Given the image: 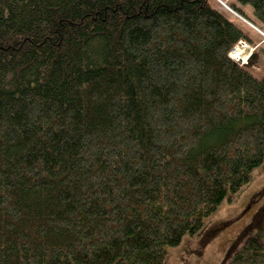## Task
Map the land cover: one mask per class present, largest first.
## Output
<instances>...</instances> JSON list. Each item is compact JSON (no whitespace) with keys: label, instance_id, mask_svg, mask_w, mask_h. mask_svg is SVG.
<instances>
[{"label":"trees","instance_id":"obj_1","mask_svg":"<svg viewBox=\"0 0 264 264\" xmlns=\"http://www.w3.org/2000/svg\"><path fill=\"white\" fill-rule=\"evenodd\" d=\"M259 24L264 0H0V264L199 236L264 165V75L230 58ZM241 242L223 264H264Z\"/></svg>","mask_w":264,"mask_h":264},{"label":"rangeland","instance_id":"obj_2","mask_svg":"<svg viewBox=\"0 0 264 264\" xmlns=\"http://www.w3.org/2000/svg\"><path fill=\"white\" fill-rule=\"evenodd\" d=\"M224 2L227 4L228 0ZM245 8L252 15L251 6ZM259 28L247 29L252 39L251 43L245 42L249 50L239 43L230 58L241 65L250 64L260 78L264 75V24H259ZM245 50L247 56L242 54ZM236 51L242 57L233 55ZM248 236L264 240V165L253 172L248 185L221 206L199 236L186 237L179 248L170 252L168 264H223L233 245L241 241L242 245Z\"/></svg>","mask_w":264,"mask_h":264},{"label":"bare ground","instance_id":"obj_3","mask_svg":"<svg viewBox=\"0 0 264 264\" xmlns=\"http://www.w3.org/2000/svg\"><path fill=\"white\" fill-rule=\"evenodd\" d=\"M245 51H246V50H245ZM240 53H241L240 51H238V52L236 51L233 55H235V56H239V57H242V56L240 55ZM242 54L245 55V56H247L246 52H243V51H242ZM245 58H246V57H245ZM246 63H247V62H246Z\"/></svg>","mask_w":264,"mask_h":264},{"label":"built area","instance_id":"obj_4","mask_svg":"<svg viewBox=\"0 0 264 264\" xmlns=\"http://www.w3.org/2000/svg\"><path fill=\"white\" fill-rule=\"evenodd\" d=\"M240 44H244V45L247 47V48L245 47L246 50H249V49H248V46L245 44V42H240Z\"/></svg>","mask_w":264,"mask_h":264}]
</instances>
